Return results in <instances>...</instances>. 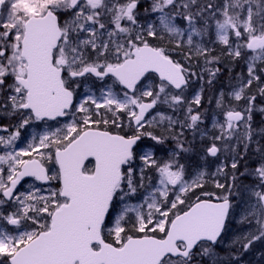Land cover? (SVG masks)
Listing matches in <instances>:
<instances>
[{
    "label": "snow or ice",
    "instance_id": "snow-or-ice-1",
    "mask_svg": "<svg viewBox=\"0 0 264 264\" xmlns=\"http://www.w3.org/2000/svg\"><path fill=\"white\" fill-rule=\"evenodd\" d=\"M235 62L209 128L189 87ZM256 111L264 0H0V264H244L264 244ZM231 220L250 227L228 239Z\"/></svg>",
    "mask_w": 264,
    "mask_h": 264
},
{
    "label": "rangeland",
    "instance_id": "rangeland-1",
    "mask_svg": "<svg viewBox=\"0 0 264 264\" xmlns=\"http://www.w3.org/2000/svg\"><path fill=\"white\" fill-rule=\"evenodd\" d=\"M142 2H146L148 3V0H142ZM217 3H221L222 0H216ZM214 39L213 36H208L205 38L206 42ZM217 51L219 50V48H221L222 46L219 44L215 45ZM173 56L176 59L181 60V62H183L182 57L178 56L176 53H173ZM203 61L201 60L200 64H195L193 65L194 69L198 72L203 71ZM220 72L218 73L216 79L213 81V83L211 85H209L207 83L208 80V74L207 72H203L204 75V79L203 80H194L188 90L187 95L191 96L193 95L195 92L200 91L201 90V86L203 87V91H202V109L201 110H207V113L209 115V119L207 121H205V124L207 127L210 128L211 126V115L214 112H217L218 109H216V98L219 95V93L221 91H224L225 93H227L228 91L231 90V88L237 83V81L235 79H233L234 77H236L238 74L240 73H244L246 75V65L242 62H235V63H231V64H220ZM92 87H98L97 85H93ZM77 95L79 96V91L77 93ZM259 102V101H258ZM240 103H243V101H241ZM164 111H168L167 109H163ZM14 118H0V124H2V120H4V123H6L9 120H13ZM64 120H67L64 119ZM253 127L255 129H261L264 128V113H260L259 111L254 112L253 114ZM37 130H41V129H37ZM187 135V133H186ZM21 139H24V134L22 133V137ZM150 143V142H149ZM21 146H25V145H21ZM199 161V157L198 156H193V159L191 161L193 167H195L196 164H198ZM249 165H254L255 163V158H253L252 160L248 161ZM213 166L211 169H209L210 171L214 170ZM217 179H220L222 182L225 181V178L223 176H219L217 177ZM249 181H246V183ZM203 190H208V191H215V192H220V189H216L214 187V185L209 181L207 183H205V189H198L197 191H203ZM230 231H229V235H228V239H231L233 234H236L240 231L245 230L247 227H250V225H237L235 223L234 220L230 221ZM264 252V244H261L260 242H257L255 245H253L252 250H250L249 253H246L244 255V264H264V258H261L259 256V253ZM221 256L224 258H227V249H222L220 252Z\"/></svg>",
    "mask_w": 264,
    "mask_h": 264
},
{
    "label": "trees",
    "instance_id": "trees-1",
    "mask_svg": "<svg viewBox=\"0 0 264 264\" xmlns=\"http://www.w3.org/2000/svg\"><path fill=\"white\" fill-rule=\"evenodd\" d=\"M145 4H147L146 2H144ZM12 120L7 121L6 123H4V120H2V124H9Z\"/></svg>",
    "mask_w": 264,
    "mask_h": 264
},
{
    "label": "water",
    "instance_id": "water-1",
    "mask_svg": "<svg viewBox=\"0 0 264 264\" xmlns=\"http://www.w3.org/2000/svg\"><path fill=\"white\" fill-rule=\"evenodd\" d=\"M154 111V110H153ZM62 119H64V118H62Z\"/></svg>",
    "mask_w": 264,
    "mask_h": 264
}]
</instances>
